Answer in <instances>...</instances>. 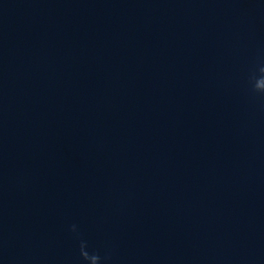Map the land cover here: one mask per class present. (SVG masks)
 <instances>
[{
  "label": "water",
  "instance_id": "water-1",
  "mask_svg": "<svg viewBox=\"0 0 264 264\" xmlns=\"http://www.w3.org/2000/svg\"><path fill=\"white\" fill-rule=\"evenodd\" d=\"M0 264H264V0H0Z\"/></svg>",
  "mask_w": 264,
  "mask_h": 264
}]
</instances>
